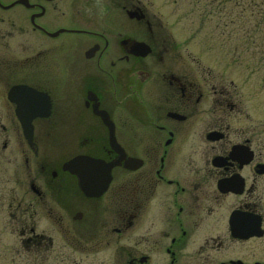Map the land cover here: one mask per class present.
<instances>
[{
	"label": "flooded vegetation",
	"instance_id": "af4514ba",
	"mask_svg": "<svg viewBox=\"0 0 264 264\" xmlns=\"http://www.w3.org/2000/svg\"><path fill=\"white\" fill-rule=\"evenodd\" d=\"M184 45L148 0H0L20 264H264V100Z\"/></svg>",
	"mask_w": 264,
	"mask_h": 264
},
{
	"label": "rangeland",
	"instance_id": "374dc122",
	"mask_svg": "<svg viewBox=\"0 0 264 264\" xmlns=\"http://www.w3.org/2000/svg\"><path fill=\"white\" fill-rule=\"evenodd\" d=\"M148 1L177 44H185L186 49L200 57L206 66L229 72L238 92L245 99L251 95V100H264V42L252 43V34V39L247 41L243 34H234L233 24L223 26L219 17L215 19L212 14L204 16L205 11L200 9L204 0H200L198 6L193 5L191 0ZM19 166V163L6 164L4 157H0V251H6L8 255L0 259V264H20L15 250L21 241L13 227L10 229L8 226L7 209L1 203L2 198L12 193H26V186L20 181L23 168L14 174V169Z\"/></svg>",
	"mask_w": 264,
	"mask_h": 264
},
{
	"label": "trees",
	"instance_id": "16d2710c",
	"mask_svg": "<svg viewBox=\"0 0 264 264\" xmlns=\"http://www.w3.org/2000/svg\"><path fill=\"white\" fill-rule=\"evenodd\" d=\"M191 1L193 5L201 4L200 0ZM200 9L205 11L204 16L212 14L215 19L219 17L223 26L233 24L234 34H243L247 41L252 39V34V43L264 42V0H204Z\"/></svg>",
	"mask_w": 264,
	"mask_h": 264
},
{
	"label": "water",
	"instance_id": "95a60500",
	"mask_svg": "<svg viewBox=\"0 0 264 264\" xmlns=\"http://www.w3.org/2000/svg\"><path fill=\"white\" fill-rule=\"evenodd\" d=\"M27 135V134H26ZM83 188V190H84V187H82Z\"/></svg>",
	"mask_w": 264,
	"mask_h": 264
}]
</instances>
